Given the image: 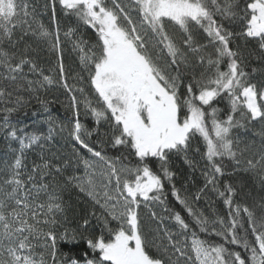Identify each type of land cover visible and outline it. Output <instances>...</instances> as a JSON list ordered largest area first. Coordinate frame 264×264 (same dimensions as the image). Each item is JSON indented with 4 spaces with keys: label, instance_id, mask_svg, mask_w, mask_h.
I'll return each instance as SVG.
<instances>
[{
    "label": "snow or ice",
    "instance_id": "obj_1",
    "mask_svg": "<svg viewBox=\"0 0 264 264\" xmlns=\"http://www.w3.org/2000/svg\"><path fill=\"white\" fill-rule=\"evenodd\" d=\"M0 141V264H264V0H0Z\"/></svg>",
    "mask_w": 264,
    "mask_h": 264
},
{
    "label": "trees",
    "instance_id": "obj_2",
    "mask_svg": "<svg viewBox=\"0 0 264 264\" xmlns=\"http://www.w3.org/2000/svg\"><path fill=\"white\" fill-rule=\"evenodd\" d=\"M36 3L39 5H42L43 0H36ZM57 15L58 18L61 21V27H62V34H61V38L62 40L64 39L63 37V29L65 27H67L69 21L65 18L60 17V13H59V6L57 7ZM50 12L46 15H42L41 19L43 20V22L45 23V25L47 27H49L50 29L53 27L50 19ZM83 35L85 37H87L91 42L95 41V36L93 35L92 31L84 28L82 30ZM203 39V38H201ZM56 64V58L55 55H51L50 57H45L44 58V62H43V66L45 68L48 67H55ZM64 64L66 69L69 70V80L70 83L71 81V76L75 75L76 72L80 71V65H79V58L77 53L71 51V44L70 43H65L64 45ZM259 66V62L253 58L250 61V65H249V70H251L252 67H258ZM223 67V66H222ZM59 97V100L54 103L52 105V109L55 115H57L61 120H64L65 117L70 116L71 115V111L66 107V104L68 103V99H67V94L64 93V91L61 89L60 91H56V92H48L47 93V98L49 99H53ZM220 108H224V104H220L219 105ZM40 108V106L38 104H36L35 102L32 103V105L30 106L29 109H27V111L29 113H31L32 111H38ZM21 117H23V114H20ZM81 120L83 123H85L86 125H88L89 127H91L93 125V120L92 118L89 117H84L83 113L81 114ZM245 136V138L247 139H251V134H243ZM58 140H60V143H65V141L63 139H60L59 137L57 138ZM257 143H258V139H257ZM59 146V145H57ZM67 146V145H66ZM3 147H2V141H0V156L3 155ZM110 151H115V150H110ZM135 161L133 160V163ZM153 167H156L155 163H153L152 165ZM175 170L178 171V176H177V180H176V184H177V188H181V185L184 184L187 186L188 190H189V194L190 193H194L195 191H197V189L201 188L203 186V177L200 175V173L197 172H192L187 165H185L183 163V161L179 158L176 159L175 161ZM254 192L257 196V198H259L260 192L259 189L256 188L254 189ZM181 194L184 195L185 193L183 192V189L181 190ZM169 200L173 202V207H175V209L177 211H181L182 214H186L183 212L182 206L175 204L173 198L171 196H169ZM211 200L213 201V205L212 207L209 206V198H205L202 199L199 202H193L194 206L205 211L206 214H211L213 209L215 210L216 213L220 214V215H226V208L223 206L222 201H220L218 198H216L214 195L211 196ZM70 203L72 205L71 210L69 211V219L72 221L71 226L75 227L76 226V222L78 220V213H80L84 208L89 207L87 200L85 197H83V195L81 194L79 199H77L76 194L73 193L72 198L70 200ZM216 240V242H220L219 238H214ZM233 247L234 246H230ZM83 248V245H79L77 246L74 250L72 254H78L79 250ZM234 250H239V249H234ZM61 251L64 252H68L69 248L68 247H64L63 245H61Z\"/></svg>",
    "mask_w": 264,
    "mask_h": 264
}]
</instances>
